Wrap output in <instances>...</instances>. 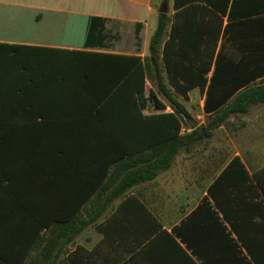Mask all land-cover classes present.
Returning a JSON list of instances; mask_svg holds the SVG:
<instances>
[{
  "label": "crops",
  "instance_id": "0c3cea01",
  "mask_svg": "<svg viewBox=\"0 0 264 264\" xmlns=\"http://www.w3.org/2000/svg\"><path fill=\"white\" fill-rule=\"evenodd\" d=\"M164 1L0 0V205L30 196L50 235L79 229L48 264H264V103L187 139L169 168L133 182L165 157L169 102L148 78L145 95L165 108L96 114L72 73L82 67L69 83L71 68L55 65L79 52L144 59L164 13V83L195 119L180 135L207 125L233 90L264 79V0ZM21 88L35 89V110L23 108ZM124 168L129 186L117 193L124 183L109 177Z\"/></svg>",
  "mask_w": 264,
  "mask_h": 264
},
{
  "label": "trees",
  "instance_id": "16d2710c",
  "mask_svg": "<svg viewBox=\"0 0 264 264\" xmlns=\"http://www.w3.org/2000/svg\"><path fill=\"white\" fill-rule=\"evenodd\" d=\"M166 28L167 15L162 13L158 28L150 40L149 55L144 59L139 56L93 52H79L84 56L65 59L66 61L71 60L74 66L82 67L80 72L72 73L81 80L80 91L93 96L99 104L94 112L96 114L143 115V110L149 104L150 107L165 108L166 105L158 99L153 90L149 96L145 95L146 79L148 78L155 83L158 93L162 94L172 107V111L160 113L161 117L166 118L163 122V130L166 132L167 140L165 145L162 144V147L166 149L165 157L157 158L152 169L135 171V174L139 176H136L133 182L154 178L158 172L169 168L175 155L187 139L194 138L197 133L200 137H209L210 131L223 124L231 114L245 113L248 112L251 105L264 103V79H262L239 92L236 91L237 89L233 90L230 95L233 96L232 100L220 107L216 115L207 122V125L181 136L180 131L183 125H187L195 119L190 110L171 95L164 83L159 46ZM28 77L30 75L21 76L22 79ZM18 90L23 95L20 96L23 108L27 104L30 108L29 111L35 110V89L33 93L30 92V88ZM206 108L208 109V105ZM121 128V130L127 129L126 127ZM121 143L126 145V139L121 138ZM126 170L127 168L115 169L109 177L124 183L119 186L117 193L129 186L126 180L130 174ZM260 175L261 172L257 173L256 178L264 191V180ZM1 204L0 208L5 211L4 216L0 217V263L2 264H48L50 256L53 255L63 238L67 236V240H71L79 231V229H75L68 235L62 231L56 236L55 234L50 235L46 214L35 217V200L30 199V196L21 202L15 198L7 197ZM44 229L46 231L43 233ZM38 243L44 245L35 253V260H29L27 254L34 249L33 245ZM16 245H22L23 248L15 250Z\"/></svg>",
  "mask_w": 264,
  "mask_h": 264
},
{
  "label": "rangeland",
  "instance_id": "374dc122",
  "mask_svg": "<svg viewBox=\"0 0 264 264\" xmlns=\"http://www.w3.org/2000/svg\"><path fill=\"white\" fill-rule=\"evenodd\" d=\"M164 2H166V0H165ZM159 3H160V2H159ZM158 7L160 8V5H159ZM54 57H56V61H55V65H56V66H59V65H65L66 67L71 68L70 72H68V73H67L66 75H64V76L66 77V79H67V78L69 79V80H68L69 83L72 82L71 77H70V76H71L70 73H71V71L73 70L74 65H73V63L71 62V60L66 61V63H65L64 61H62V62L58 61V60H60V59H57V58H59V57H57V56H54ZM191 110H192L193 113H195V115L201 113V110H200V107H199V106H192V107H191Z\"/></svg>",
  "mask_w": 264,
  "mask_h": 264
},
{
  "label": "water",
  "instance_id": "95a60500",
  "mask_svg": "<svg viewBox=\"0 0 264 264\" xmlns=\"http://www.w3.org/2000/svg\"><path fill=\"white\" fill-rule=\"evenodd\" d=\"M162 11H163V12H165V11H166V9H162Z\"/></svg>",
  "mask_w": 264,
  "mask_h": 264
}]
</instances>
